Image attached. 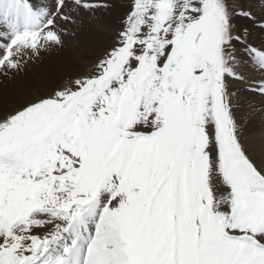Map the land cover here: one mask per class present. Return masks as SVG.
<instances>
[{
  "label": "rangeland",
  "instance_id": "374dc122",
  "mask_svg": "<svg viewBox=\"0 0 264 264\" xmlns=\"http://www.w3.org/2000/svg\"><path fill=\"white\" fill-rule=\"evenodd\" d=\"M26 1L3 0L11 2L14 16L26 11ZM245 3L129 0L122 9L120 30L98 57L57 82L46 77L49 91L22 105L0 100V201L14 200L16 218L28 222L40 213L86 211L103 184L115 185L113 177L120 181L113 195L123 192L131 197L129 206L142 199L147 192L140 186L135 161L151 147L145 148L144 140L152 138L134 129L155 112L154 124L161 127L154 137H163L177 151L191 145L208 85L218 80L224 61L230 68L236 57L238 45H229L222 61L221 44L238 34ZM25 17V24L41 19ZM3 21L13 23V29L22 25V20ZM18 60L22 59L16 57L12 63ZM30 71L22 64L20 81L35 85ZM137 187L139 192L134 191ZM185 209L178 224L193 219L188 200ZM252 220L264 223V213ZM172 227L171 215L162 212L158 231L166 234ZM126 229L127 220L118 229L122 239ZM78 236L87 237L88 230ZM125 249L126 264H155V251L138 252L131 241Z\"/></svg>",
  "mask_w": 264,
  "mask_h": 264
},
{
  "label": "snow or ice",
  "instance_id": "6c2138e0",
  "mask_svg": "<svg viewBox=\"0 0 264 264\" xmlns=\"http://www.w3.org/2000/svg\"><path fill=\"white\" fill-rule=\"evenodd\" d=\"M56 4L53 15L63 18L59 11L61 0H56ZM261 4L264 5V0ZM52 23L50 20L49 27ZM257 27L264 29V23ZM49 39L59 41L58 36ZM229 45H240L246 50V59L252 62L250 70L264 73V48L248 43L247 33L244 36L238 33L221 44L222 61ZM3 59L2 52L0 60ZM222 68L218 80L206 89L190 146L177 151L163 137H154L156 129L161 127L154 124L155 112L134 129L152 138L144 140V147H151L135 161L141 171L140 186L147 194L129 206L125 193L113 195L120 183L113 177L116 186L100 193L97 218L86 240L89 248L98 238L97 229L104 228L101 217L105 211H121L123 204L122 211L127 216L126 239L119 232L101 231L106 255L126 260L124 249L131 241L138 252L151 255L155 251V264H264V223L252 220L257 213H264V106L252 105L238 114L229 100L234 81H247L244 91L264 100V77L249 79L228 68L226 61ZM9 70L17 69L13 65ZM241 132L248 146L242 143ZM134 191L139 192L140 188ZM186 200L193 219L189 224H178V218L186 214ZM162 212L170 214L173 221L171 231L166 234L158 231ZM38 215L48 218L47 213ZM56 223L53 221V227ZM41 227L48 225H30L24 234L0 233V252L12 249L15 257L5 261L0 256V264H32L25 258L34 255L33 240L43 241V237L33 232ZM80 238L73 239L65 250L70 251ZM85 264H89L87 253ZM112 264L118 261L113 260Z\"/></svg>",
  "mask_w": 264,
  "mask_h": 264
},
{
  "label": "bare ground",
  "instance_id": "6f19581e",
  "mask_svg": "<svg viewBox=\"0 0 264 264\" xmlns=\"http://www.w3.org/2000/svg\"><path fill=\"white\" fill-rule=\"evenodd\" d=\"M10 4L3 0L0 2V8L3 9L0 13V55L2 52L4 54V59L0 60V100L16 107L47 93L50 86L47 83L48 80L43 82L46 77L57 82L61 76L62 79L65 78V74L72 72L73 69H79L89 59L98 57L113 35L120 30L122 11L129 6V0H61L59 11L63 18L60 15H53L57 11L56 0H27L23 2L26 5V11L15 16L13 15L15 12L8 7L12 6ZM244 7L243 16L239 18L238 33L241 36L247 33L248 43L257 48H264V29L257 27L258 24L264 23V5L261 4V0H246ZM247 13H251L252 20L247 17ZM31 15L36 20L38 17L41 19L39 22L34 21L33 24H25L24 20L28 21L25 16L32 18ZM10 18L12 21L22 20V25L13 29L11 26L13 23L6 24L3 21ZM50 20L53 23L49 27ZM53 32L59 38L58 43L49 39L53 36ZM238 47L230 68L249 79L264 77V73L250 70L253 65L251 60L244 56L246 50L240 45ZM248 55L251 56L252 52L249 51ZM16 57L22 60L17 61V66L15 65L17 70L10 71ZM43 61L44 64H41ZM22 64L27 65L28 72L29 70L34 72L30 71L36 79L35 85H32L29 80L26 83L20 81ZM246 86L247 81L244 83L234 81L230 85L233 90L230 94L231 105L238 114L247 111L252 105L264 106V100L244 91ZM241 137L242 143L248 146L243 132ZM108 184H103L93 204L86 211L79 210L70 212L71 214L46 212L48 218L37 215L31 222L25 218H16L14 200L5 198L4 202L0 201V233L13 235L15 231L24 234L30 225H48L47 228L33 229L35 234L44 239L43 241L33 240L34 255L25 258L26 261H32V264H85L86 253L89 264H112L113 260H117L118 264H126L127 259L123 257L105 254L103 237L99 235L104 230L119 232L118 229L126 224L127 216L122 211L125 209L123 204L121 211L114 213L106 211L101 217L104 228L97 229L98 238L92 248H89L86 243L88 236H84L74 247H71L70 251L65 250L66 245H71L77 233H86L87 230L89 233L93 229L95 221L90 219L97 217L100 193L105 190L110 191L109 188L115 186L113 182ZM8 194L9 192H6L3 195ZM132 202V198L128 197V205ZM1 212H4L6 216L3 217ZM53 221H57L54 227ZM0 256L4 257L5 261L15 259L12 249L0 252Z\"/></svg>",
  "mask_w": 264,
  "mask_h": 264
}]
</instances>
